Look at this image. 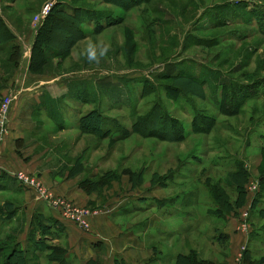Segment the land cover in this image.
Here are the masks:
<instances>
[{"label": "rangeland", "instance_id": "1", "mask_svg": "<svg viewBox=\"0 0 264 264\" xmlns=\"http://www.w3.org/2000/svg\"><path fill=\"white\" fill-rule=\"evenodd\" d=\"M50 1L0 0V14L19 33V41L27 45V32L37 27L34 16L44 3L50 4ZM71 3L92 6L86 2ZM97 8L109 11L112 16L121 15L123 21L105 27L97 34H91L89 27L82 24L87 33L84 40L71 47L59 66L54 65L56 59H53L45 68L56 74L87 69L91 75L83 80L71 75L73 78L66 84L63 95V100L70 102L68 110H41L38 114V130H42L40 148L47 152L44 157H50L52 164L59 162L60 169L64 168L62 164L71 165L69 171L72 174L78 171V177L83 178L93 176L91 174L98 176L101 169L115 166L119 169L144 166L145 175L149 177L151 172L159 169L162 161H168L167 168L175 167L179 160L180 165L167 181V186L176 185L171 193L175 204L167 210L178 220V228L182 222H193V215L203 212L206 207L209 194L205 178L210 172L227 189L225 174L234 167V161L240 162L248 173L249 202L243 200L240 206L231 209L238 227L244 229L247 237L238 254L248 247L253 258L261 259L264 257V236L260 230H256L258 235H250L255 229L264 227V214H261V210L264 212V191L256 202L254 200L261 188L257 177L264 174V163L258 158V145L264 138V86L251 84L250 89L245 87L242 92H232V104L221 100L219 91L220 84L231 82L240 86L264 76V0H148L128 10L106 3ZM248 13L253 16L249 18ZM3 59L5 62V52H0V60ZM177 69L205 79L204 98L185 94L170 99L155 86L160 81L157 76L173 74ZM142 83L152 85L153 91L141 94L140 90L146 89ZM82 88L85 93L80 92L76 98L69 97V91L74 93ZM224 92L228 94V89L224 88ZM63 100L59 101L62 105ZM155 101L181 121L186 136L180 142L130 133L111 143L107 141L108 137L97 140L91 134L67 131V126L57 131L54 123L59 118L75 121L79 115L96 107L107 118L108 123H102V127L110 126L112 120L114 124L128 127L135 113L145 112ZM220 106L227 107H224V113L237 106V112L225 115L217 110ZM195 111L214 117L207 134L190 132L189 119ZM8 112L9 109L0 143L7 133ZM33 118H37L36 113ZM117 134L116 131L111 133ZM101 163L103 165L99 167ZM29 174L37 178L35 174ZM252 184L255 185L253 193L248 190ZM180 192L184 195L182 198ZM180 200L191 211L179 204ZM252 204L255 205L253 208ZM185 212L192 213L186 215ZM211 247L212 253L209 245L201 241L200 253L218 260L223 243L217 241Z\"/></svg>", "mask_w": 264, "mask_h": 264}, {"label": "crops", "instance_id": "2", "mask_svg": "<svg viewBox=\"0 0 264 264\" xmlns=\"http://www.w3.org/2000/svg\"><path fill=\"white\" fill-rule=\"evenodd\" d=\"M1 17L15 38L12 42L0 43V52H5L6 60H0V94L11 96L7 133L0 143V240L10 238L13 245L25 251L29 245V230L33 226L32 239L60 248L67 264H173L177 254H184L190 249L213 264H241L237 256L240 257L238 252L245 246L247 237L244 229L238 227L232 211L216 213L214 194L210 190L216 179L211 172L205 178L209 194L206 207L203 212L193 215V222H182L181 228H178V220L171 216L173 212L167 210L175 204L171 193L176 185L167 186V181L176 172L179 160L175 167L170 165L167 168L168 161H162L159 169L151 172L149 177L145 175L144 166H126L123 168L129 169L131 176L121 173L109 183L87 190L79 185L83 179L78 177L80 172L68 174L71 165L62 164L64 168L60 169L59 162L52 164L50 157H44L47 152L45 148H40L42 130H38V114L41 110H68L70 102L63 100V95L66 84L73 78L71 75L83 80L90 78L91 73L87 69L60 74L31 71L30 44L35 28L27 32L25 40L28 42L24 45L19 41L21 37L14 26ZM39 23L40 20L36 25ZM12 44L16 46L13 64L7 62V50ZM80 92L85 93L84 88L74 93L69 91L68 94L70 98H76ZM70 98H67L68 101ZM60 100H63V105ZM34 113L37 116L35 119ZM76 120L66 122L59 118L54 123L57 131L67 126L69 128L65 130L79 132ZM115 167L101 171L119 170ZM17 170L35 174L52 197L65 198L88 208L91 212L86 216L87 228L81 229L72 221L60 217L57 210L37 198L34 189L19 185L13 176ZM227 191H230L229 186ZM247 195L246 183L243 200L249 202ZM183 196L180 192V198ZM185 203L180 200L179 204L191 211ZM216 228H219L218 231H215ZM218 232L226 235L227 245L226 251L219 253L217 260L200 253L199 245L201 241L205 242L212 253L211 246L217 243ZM47 249L38 251L33 258L38 264H57L45 259Z\"/></svg>", "mask_w": 264, "mask_h": 264}, {"label": "trees", "instance_id": "3", "mask_svg": "<svg viewBox=\"0 0 264 264\" xmlns=\"http://www.w3.org/2000/svg\"><path fill=\"white\" fill-rule=\"evenodd\" d=\"M71 1L86 2L92 6L87 4L81 6L79 4L71 3ZM147 1L148 0L50 1L49 8L46 14L40 19L41 22L35 28L31 40L29 69L33 72L42 73L45 71V68L51 59H56L54 65L59 66L61 59L68 55L71 47L77 41L82 40L87 36L86 30L82 28V24H86L89 27L91 34H97L101 29L117 25L123 21V16H112L109 11L105 12V10L97 8L99 4H111L123 10H128L139 3ZM67 4L69 6H67ZM1 15L2 14H0V43L12 42L15 36L8 29ZM248 16L251 18L253 15L248 13ZM7 51V62L13 64L15 62L14 56L16 54V46L13 44L10 45ZM156 78L160 81L155 83V86L160 87L167 98L174 99L179 95L184 96L185 94L204 98V78H198V76L196 77L191 73L183 72V70L180 69H177L173 74L163 73V75L157 76ZM246 84H241L240 86H236L235 83L231 82L226 85L220 84L219 93L221 100H226L227 104H232V92H242L245 87H247L245 89H250L252 85L255 87H259V85L264 86V76L258 78L256 82ZM142 86L147 90H140L141 94H147L153 91L152 85H144L142 83ZM224 88L228 89V94L226 92L223 93ZM224 107L226 106H220L217 110H221L223 111L222 113H224L227 108L224 109ZM236 109L237 106H235V108L233 107L232 110L230 108V112H225L224 114H235L237 112ZM106 120L107 118L102 115L99 110L92 108L87 110L84 114L79 115L76 124L79 132L91 134L97 140L108 137L107 141L111 143L127 137L130 133L138 134L141 137H154L157 140L173 142H180L186 136L181 121L163 110L160 103L157 101L153 102L145 112L135 113L134 117L131 118L128 127H124L117 122V124H114V120L112 119L111 124H109L110 126L102 127L101 124L107 122ZM213 123V116H206L203 111H195L189 119L190 132L207 134L210 127L213 126ZM113 131H116L118 134L114 136L111 135ZM258 146L259 162L264 163V138L260 141ZM76 158H78V156ZM234 162V167L225 174L230 191H227L224 184L217 179L214 182V186L212 185L210 188L211 192H213L212 194H214L213 202L216 203L215 211L217 214L231 211V209H235L243 202L244 184L247 182L248 173L242 167L240 162ZM69 172L70 174L73 173L71 171ZM121 173L128 174L129 176L132 174L127 168L119 169L118 171L106 170L98 176L91 174L93 176L84 177L79 181V185L87 190L90 187L96 188L116 179ZM257 179L258 183L261 184V188L254 198L255 202L264 191V174H260ZM253 206L255 205L252 204V208ZM261 211V214H264L263 210ZM32 227L33 226H31L28 235L29 245L25 251L18 249L13 245V242L9 241L10 238H5L4 241L0 242V264H38L33 257H36L38 251L42 252L47 248L49 251L45 254V259L55 261L57 264H67L63 259V251L60 248L51 247L49 244H45L41 241H34L32 239V232L34 231V227ZM256 230H260L264 236V227L255 229L250 236L258 235L259 232H256ZM216 237L217 241L223 243V251L226 250V235L218 232ZM261 262H264V257L256 260L251 256L248 247L242 251L240 256L241 264H260ZM173 264H213V262L202 259L197 256L194 250H189L187 253L177 254L174 258Z\"/></svg>", "mask_w": 264, "mask_h": 264}, {"label": "built area", "instance_id": "4", "mask_svg": "<svg viewBox=\"0 0 264 264\" xmlns=\"http://www.w3.org/2000/svg\"><path fill=\"white\" fill-rule=\"evenodd\" d=\"M48 3H44V5L40 8L39 12L34 16L35 21L41 19L47 12L49 8ZM36 22V23H37ZM11 96L10 94H3L0 97V139L2 138L3 124L6 119V113L10 107ZM15 180L19 183V185L32 188L37 193V198L43 200L48 207L55 209L58 211L60 217L70 220L73 223L77 224L81 229H86L88 223L86 221V216L91 212L88 208L76 205L75 203L66 200L65 198L52 197L49 192L45 189V187L41 184V182L32 176L31 174L17 170L13 174ZM248 190L253 193L255 191V185L252 184ZM244 215V213H243ZM238 261L240 257L237 256Z\"/></svg>", "mask_w": 264, "mask_h": 264}]
</instances>
